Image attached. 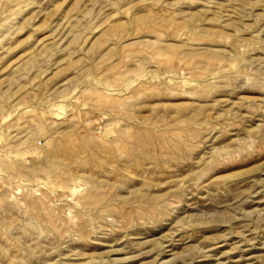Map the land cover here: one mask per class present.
<instances>
[{
    "label": "rangeland",
    "instance_id": "obj_1",
    "mask_svg": "<svg viewBox=\"0 0 264 264\" xmlns=\"http://www.w3.org/2000/svg\"><path fill=\"white\" fill-rule=\"evenodd\" d=\"M0 264H264V0H0Z\"/></svg>",
    "mask_w": 264,
    "mask_h": 264
}]
</instances>
